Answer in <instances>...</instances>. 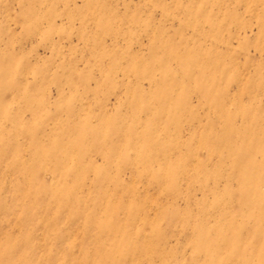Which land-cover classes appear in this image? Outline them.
Wrapping results in <instances>:
<instances>
[{
  "label": "rangeland",
  "instance_id": "rangeland-1",
  "mask_svg": "<svg viewBox=\"0 0 264 264\" xmlns=\"http://www.w3.org/2000/svg\"><path fill=\"white\" fill-rule=\"evenodd\" d=\"M0 264H264V0H0Z\"/></svg>",
  "mask_w": 264,
  "mask_h": 264
}]
</instances>
